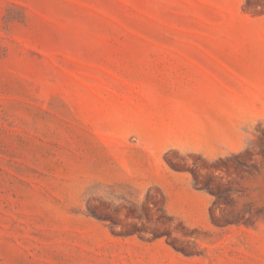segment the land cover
Masks as SVG:
<instances>
[{
  "label": "rangeland",
  "instance_id": "rangeland-1",
  "mask_svg": "<svg viewBox=\"0 0 264 264\" xmlns=\"http://www.w3.org/2000/svg\"><path fill=\"white\" fill-rule=\"evenodd\" d=\"M245 1L0 0V264H264V7Z\"/></svg>",
  "mask_w": 264,
  "mask_h": 264
},
{
  "label": "trees",
  "instance_id": "trees-1",
  "mask_svg": "<svg viewBox=\"0 0 264 264\" xmlns=\"http://www.w3.org/2000/svg\"><path fill=\"white\" fill-rule=\"evenodd\" d=\"M259 3V4H258ZM257 5H261L262 7H264V3H261L259 0H246L244 7L245 9H252L254 7H257ZM234 156H237V154H235ZM221 161H227L223 158H220ZM238 163H242V162H238ZM170 165L177 169L175 167V164H173L172 162H170ZM190 172L192 173L193 176V182H194V186L197 189L200 190H205L207 192H209L210 194H212L215 197V201H214V206L216 205H224V206H233V204L235 203V196L234 193L238 192L239 190L236 188L235 184L233 182H225L224 180H222L221 178L218 179V177L214 174H208V175H203L202 173H200V170L195 168L190 170ZM210 218L211 221L213 222V224H215L216 226H226L229 224H233V223H240L241 220L239 218L236 217H229L227 216L226 218L220 219L217 217V215L214 213V211L212 210L210 213ZM140 229L134 230L133 232H129V234H133L136 232H139ZM142 231V230H141ZM163 235H169L167 233H161V234H154L155 238L161 237ZM171 236H169L168 238V243L178 252H182L186 255H191V254H195L197 252H195L194 250H189L186 246H184V244L178 242L177 238H170Z\"/></svg>",
  "mask_w": 264,
  "mask_h": 264
}]
</instances>
